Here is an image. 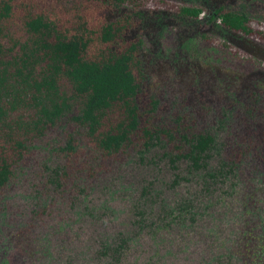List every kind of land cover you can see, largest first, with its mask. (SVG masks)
<instances>
[{
	"label": "trees",
	"instance_id": "1",
	"mask_svg": "<svg viewBox=\"0 0 264 264\" xmlns=\"http://www.w3.org/2000/svg\"><path fill=\"white\" fill-rule=\"evenodd\" d=\"M19 1L0 0L1 207L5 209L2 203L10 198L13 184L18 182L19 176L28 172L30 165L31 171L42 184L40 187L33 185L37 189H33L31 196L34 203L30 221L47 213L52 214L51 209L56 203L51 196L52 187L58 191L66 185L67 179L79 180L83 174L87 179L98 178L102 173L108 174L109 181L101 187L111 191V181L117 180L118 190H124V187V191H132L131 196L135 191L145 195L151 192V184L159 180L156 177L162 167H158V173L152 170L144 174L148 176L141 173L119 175L121 169L116 163L129 160L130 167L135 169L155 163L157 152L151 157L142 154L156 148L164 150L161 158H167L174 170L178 169L176 164L179 160L186 159L188 167L203 172L204 179L199 190L202 197L206 195L204 191L214 190V183H222L212 195L217 197L221 190L226 195L225 204L232 209L230 200H236V187L240 180L235 175L236 169L243 163L248 165V152L255 157V168L264 160V156L258 154L260 146L253 144L251 148H243L256 133L248 132L244 137L230 132L232 137L236 134V139L245 142L233 141L230 145L232 139L226 138L224 157L211 165L213 152L223 142L215 141V136L208 128L196 129L191 114L174 113L175 116L169 115L164 124L153 121L159 102L151 93L156 91L153 83L159 82L158 85L168 87L174 78L181 79V63L175 57L179 43L184 49L186 46V52L189 51L184 57L186 67L193 65L197 58L199 61L209 59L212 65L207 66H214L227 53L231 58L239 57L243 61L254 62L253 59L239 56L244 50L233 46L230 38L223 41L219 36L211 37V33H203L200 38L198 34L195 42V36L180 31L179 28L199 21L202 8L193 2L175 0H156L162 6L155 5L149 9L141 3L143 0H39L42 6L37 9L35 0H29L31 3ZM251 6L252 0H234V5H220L213 9L206 22L220 19L218 26L222 25L227 31L251 41L261 39L257 42L264 44V31L250 25V22L263 18L264 12H255ZM171 23L174 28H178V32L164 39ZM244 44L249 47L248 41ZM202 54L208 57H202ZM250 55L260 60V54L256 51ZM205 62L208 63V60ZM182 89L186 93L189 88L184 86ZM55 128H60L61 136L56 140L48 138V133ZM32 151L38 152L39 156L31 158ZM218 151L216 154L220 155ZM39 163L40 170L36 168ZM175 177L184 179L182 175L176 174ZM250 178L247 180L249 183ZM145 179L149 181L145 182ZM224 181L230 184L225 190ZM87 190L88 187H78L76 184L70 187L74 195H86ZM43 194L50 203L42 201ZM199 194L187 192L182 197L187 200V204H174L169 209L170 213L177 208L180 215L183 209L187 210L188 206L193 208L197 204L206 211L203 214L221 220L223 217L219 211L215 212L210 207L212 204L206 201L209 196L201 198ZM251 194L255 198L254 205L263 207L264 202L255 192ZM221 197L224 201V197ZM100 209L106 210L104 207ZM245 210L250 213L252 208L246 207ZM164 211L165 206L156 212L154 218V214H148L147 211L150 234L156 232L159 226L156 224L157 219L163 216ZM2 214L0 221L4 227L8 225L9 219ZM89 214L93 215L90 211ZM148 215H151L149 219ZM178 215L173 214L163 226H169V230L174 231L179 224ZM22 225L27 226V232L32 227L31 222L25 225L20 221L19 226ZM22 231L18 229L17 234ZM223 232L224 228L216 231L219 235H223ZM178 233L180 244L167 250L160 264L191 262L192 252H186V244H198V231L187 229L184 234ZM242 235L238 238H242ZM126 240L124 235L115 240L114 252L129 248L125 246ZM206 247L215 250L210 256L217 264H225L224 260L227 263L230 259L235 260L236 264H252L253 256L260 251L259 248L257 253L253 252L255 245L252 242L241 253L238 251L240 247L225 250L223 245L214 240ZM107 249L110 250L104 247L100 254L105 255ZM151 259L148 264H152ZM213 261L211 264H214Z\"/></svg>",
	"mask_w": 264,
	"mask_h": 264
},
{
	"label": "rangeland",
	"instance_id": "2",
	"mask_svg": "<svg viewBox=\"0 0 264 264\" xmlns=\"http://www.w3.org/2000/svg\"><path fill=\"white\" fill-rule=\"evenodd\" d=\"M35 1L37 2V9H40L42 6L40 1L43 0ZM167 1L171 2V0ZM175 1L193 2L197 7L202 8L199 21L191 22L189 25L179 28L180 31H185L189 36H195V42L198 40V34L200 38L203 33H211V37L219 36L223 41L230 38L233 46L244 50V52L239 53V56L253 59V63H255L243 61L239 57L231 58L227 53L224 59L220 58V63L214 66H207L211 60L200 59L199 61V58L194 56L198 59H196V64L186 67L184 57L188 55L187 52L189 51L186 52V46L184 49L179 43L175 57L181 63L179 73L181 79L174 78L168 87L158 85L159 82L153 83L155 85L153 88L156 91L151 92L149 90L159 100L153 114L154 122L164 124L169 115L175 116L178 112L191 114L195 119L196 129L208 128V131L215 136V141L223 142L212 154L210 159L212 165L216 163L217 159L224 157L226 138L232 139L231 145L233 141L245 142L242 139H236V134L245 137L248 132H254L256 133L254 137L243 148L246 150V147L247 149L251 148L253 144L257 147L261 144V138L258 134L264 131V44L258 43L262 41L261 39L251 41L227 31L222 25L218 26L220 19H217L216 22L214 20L210 23L206 22L213 9L220 5H234V0ZM252 1L253 6L250 8L253 11L264 12V0ZM19 2L31 3L29 0H20ZM141 3H144L143 6L147 9L153 8L155 5L162 6L161 2L156 0H143ZM250 25L264 31V17L250 22ZM168 29L169 33L165 34L164 39L171 38L172 33L178 32V28H174L172 23ZM245 41L249 42V47L244 44ZM230 49L233 48L230 47ZM255 51L260 54V60L251 57L250 54H254ZM202 57L208 56L202 54ZM206 60L208 63L205 62ZM147 83L148 80L145 81V84ZM165 83L167 84V82ZM184 86L189 88L186 93H183L182 88ZM190 100L191 102H189ZM60 132V128L51 129L47 137L56 140L57 137L61 136L59 135ZM230 132L236 134L232 137ZM217 150H219L220 155L216 154ZM163 151L154 148L145 154L143 153V156L151 157L157 152L156 162L138 166L137 169L130 167L129 160L116 163L117 167L121 169L119 175L121 173L133 175L141 173L144 175L152 170L158 173V167L161 166L162 170L156 177L159 180L157 179V182L151 184L150 193L142 195L141 192L135 191L131 196L132 191L129 193L130 189L124 191V187V190L116 188V183H119L117 180L111 181L110 187L113 186V188L109 191L107 188L101 187L109 181L108 174L102 173L103 175L93 179H87L83 174L84 178L79 180L67 179L66 185L58 191H54L52 187L50 189L52 190L51 196L56 201L53 208H50L52 214L47 213L38 216V219L32 221L30 220L33 215L30 212L34 201L31 196L34 193L33 189H37L33 185L36 184L40 187L42 184L31 171L30 165L27 168L28 172L19 176L18 182L13 184L9 193L10 198L2 203L5 209L0 206V214L3 213L2 216L9 219L8 225L4 227L0 221V225H2L0 229V231L2 230L0 232V264H148L151 258L152 264L154 262L160 264L164 260L166 251L172 250L174 246L180 244L178 232L184 234L187 229L198 231V244H191V242L186 244L188 245L186 252L191 251L190 257L193 256L188 264H211L213 260L210 255L215 253V250L206 246L213 240L223 245L225 250H235L240 247L241 249L237 248L239 253L245 252L247 244L252 242L255 245L254 253H257L260 248L259 253L253 256L252 264H263L264 206L257 207L254 205L253 200L255 198L253 194L250 195V192H255L256 196L264 202V160L261 164L259 159L260 163L255 168L257 164L254 155L246 152L249 154L248 165L243 163L239 169H236L235 175L240 179L236 187L238 195L235 201L230 200L232 202V209H230L225 204L226 195H223L221 190L217 197L212 195L213 191L222 183H214L212 188L214 190L204 191L206 195L202 197L199 190L204 179L203 172L188 167L189 164L186 159L179 160L176 164L178 169L174 170L167 158H161ZM263 153L264 148H258V154L262 156ZM31 156V158L38 157L39 153L32 151ZM31 158L29 157V159ZM31 162L33 163V161ZM40 166L39 163L36 168L40 170ZM176 174L182 175L184 179L179 180L175 177ZM253 177L254 180H252ZM249 178L253 183L250 181V184L247 181ZM148 181L145 179V182ZM72 184H76L78 187H88L86 195L84 193L71 194L70 187ZM226 186H230L229 181H224V190ZM140 189L141 187L138 190ZM193 191L195 195L199 194L198 197L201 198L209 196L206 201L211 203L210 207L215 212L219 211L223 218L219 221L212 219L203 214L202 212L205 210L201 208L202 205L197 204L193 208L188 206L187 210L183 209L184 211L180 215H178L177 208L171 214L169 209L174 204L178 206L187 204V200L182 197L187 192L192 193ZM221 196L224 197V201ZM46 198L47 196L43 194L42 201L46 204L50 203ZM190 198H192V194ZM202 204H205L204 199ZM163 206H165L163 216L156 222L159 226L154 234H150L151 227L146 219L147 211L148 214H154V218L156 212H160ZM102 207L106 210L102 211L103 209H100ZM246 207H251L252 211L248 213L245 210ZM89 211L93 215H90ZM173 214L178 215L179 224L174 231H171L169 226L164 227L163 225L169 221ZM150 216L148 215V219ZM20 221L25 225L31 222V230L27 232V226H19ZM222 228H224V234H217V229ZM18 229L21 231L23 229V231L17 234ZM121 235L127 239L125 246L129 248L114 252L113 247L115 245L113 244ZM241 235L242 238H238ZM104 247L110 248V250L107 249V253L102 255L100 253ZM213 262L217 264V261ZM224 263L236 264L235 260L232 259L227 263L224 260Z\"/></svg>",
	"mask_w": 264,
	"mask_h": 264
},
{
	"label": "flooded vegetation",
	"instance_id": "3",
	"mask_svg": "<svg viewBox=\"0 0 264 264\" xmlns=\"http://www.w3.org/2000/svg\"><path fill=\"white\" fill-rule=\"evenodd\" d=\"M259 132H260V131H259ZM258 135H259L260 138H261L260 148H261V147L264 148V131H261V133H259ZM247 155H248V154H247ZM262 156H264V153H263ZM262 162H263V161H261V164H262ZM31 225H32V224H31ZM34 225L36 226V224H34ZM30 230H31V228H30Z\"/></svg>",
	"mask_w": 264,
	"mask_h": 264
}]
</instances>
